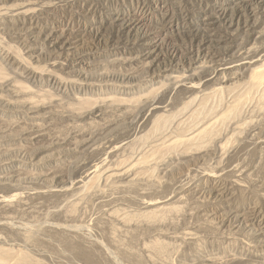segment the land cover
I'll use <instances>...</instances> for the list:
<instances>
[{
    "label": "rangeland",
    "instance_id": "rangeland-1",
    "mask_svg": "<svg viewBox=\"0 0 264 264\" xmlns=\"http://www.w3.org/2000/svg\"><path fill=\"white\" fill-rule=\"evenodd\" d=\"M263 59L264 0H0V252L264 264V100L202 143L150 132Z\"/></svg>",
    "mask_w": 264,
    "mask_h": 264
},
{
    "label": "bare ground",
    "instance_id": "bare-ground-1",
    "mask_svg": "<svg viewBox=\"0 0 264 264\" xmlns=\"http://www.w3.org/2000/svg\"><path fill=\"white\" fill-rule=\"evenodd\" d=\"M259 63H260L259 65H257L256 67H253L251 69V75H250L248 81L238 85V87H235L233 89L229 88V89H226L223 91V89L218 88V89L212 90L210 92H204L203 94H201V96L195 95V96L190 97L187 101L183 102L182 106L179 108V110L176 112V114H174V115L179 114L178 120L176 121V124L172 125L170 123L171 122L170 118H172V115L170 116V118L165 117L166 119L161 118V116H158L154 120L153 126L151 127L152 129L150 130V132H152V131L157 132L158 131L159 133H161V136H162V134L166 135L165 136L166 138L163 136L164 139L160 138V140H161V142L164 141V143L167 142L166 144L171 145L172 147H175V145H179V147H180V144H183L184 142L190 143L191 141H194V144L198 143V141H201V143H202V140H204V139H207V138L211 139L212 137L220 136L224 130L223 125L225 126V124H226L225 122L228 120L230 121V120L234 119L235 116H237V115L239 116L241 114L244 106L248 103V101L249 102L260 101L261 103L263 102V100H264V59L261 60V62H259ZM190 88H192V89L198 88L197 83H192L190 85ZM257 102L255 104L258 105ZM170 126L171 127L174 126L175 131H173V132L176 135L175 136H174V134L170 135V136H168L169 137L168 138L167 133L169 135V132H167V130L171 129ZM148 134H149V132H148ZM152 135H153V133H152ZM146 137H147V135H146ZM162 139H163V141H162ZM149 140H150V137H149ZM192 144H193V142H192ZM150 146H151V148L148 147L149 148L148 151L150 149L152 150L154 148H157L156 144H153ZM171 146H169V147H171ZM148 151H146V152H148ZM155 153L152 155H155ZM156 155H157V153H156ZM140 157H142V156H140ZM148 157H146L147 160H145V158L143 157L144 158L143 160H145V161H142V158H141L142 162L139 160L137 162V160H136L135 162H137V163H129L125 167V170L123 172H128V171L130 172V170H132L134 168H135V172H137L138 170H136V168H137L136 166H140L142 164L148 163L149 159L152 158L153 156L149 157V158ZM149 162H151V161H149ZM138 169H140V168H138ZM140 172H142V171L139 170V172H137V173H140ZM142 173H144V171ZM147 175H149V174H147ZM107 177H108V175H107ZM128 220H129V218H128ZM2 250H0V251H2ZM14 252H16V254H12V252H10V250H9V252H8V250H7V252H5V249L2 253L0 252V264H26L25 257H27V256L26 255L24 256L23 254H21L22 252H20V251H19L20 253H18L17 251L13 250V253ZM27 264H28V261H27Z\"/></svg>",
    "mask_w": 264,
    "mask_h": 264
}]
</instances>
